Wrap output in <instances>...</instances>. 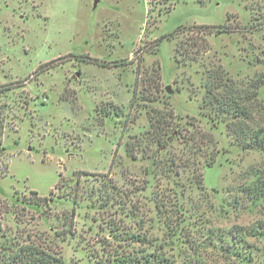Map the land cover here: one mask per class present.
Returning <instances> with one entry per match:
<instances>
[{"label": "rangeland", "instance_id": "374dc122", "mask_svg": "<svg viewBox=\"0 0 264 264\" xmlns=\"http://www.w3.org/2000/svg\"><path fill=\"white\" fill-rule=\"evenodd\" d=\"M24 242L264 264V0H0V264Z\"/></svg>", "mask_w": 264, "mask_h": 264}, {"label": "trees", "instance_id": "16d2710c", "mask_svg": "<svg viewBox=\"0 0 264 264\" xmlns=\"http://www.w3.org/2000/svg\"><path fill=\"white\" fill-rule=\"evenodd\" d=\"M197 28V32H200L202 34H205V33H208V32H211L212 29H211V26H208V25H198L196 26ZM227 27L223 24V25H218V27L215 28V31H222V30H226ZM175 30H173L170 34L171 37H175ZM163 36H160L159 39H156V42L160 41V39L162 38ZM198 40L200 41V47H197L196 48V51H199V50H204L206 48V41L204 40V37L201 36V37H198ZM180 42L178 41L175 45V49H176V52L179 51L182 47L181 44H179ZM196 39H193L191 41L188 42V45L190 47H195L196 46ZM183 44V42H182ZM156 46V44H154ZM183 51L185 52V54H187L188 50H185L184 48L181 49V52L183 53ZM138 62V60H137ZM138 70V68L136 69ZM152 74L153 77H151V79H153V81H157V79L159 78V74H158V68L155 66H152ZM213 79H216V82L218 84H221V85H224L227 87V89H225V91H228V92H232L233 89L231 86H228L226 84V82H221V77L219 75H215L213 77ZM227 80V79H226ZM218 84H214V85H210L207 87V91L210 93L211 96H213V99L214 100H218L221 102V104L223 105H226V106H223V109H225L227 106H228V103L227 101L229 99H231V97L227 94L224 96V98H221L220 99V95L217 94L213 89H214V86H217ZM252 84H254L253 87H257V83H254L252 82ZM134 96V90L132 91V97ZM238 99H240L239 97L237 98L236 97V100L238 101ZM236 100H232V101H235L237 102ZM209 101L211 102L212 99H209ZM227 103V104H226ZM236 108H238L240 110V106L238 103H236ZM225 107V108H224ZM158 129L161 130L162 129V126L160 125H157ZM131 151V150H129ZM130 153V152H129ZM8 248H10L11 250V260L13 262V264H61L62 263V260H61V257L56 253L54 252L53 250H49V248H46L44 246H42L41 244H36L34 242H24V243H19V244H16L15 247H12V246H9Z\"/></svg>", "mask_w": 264, "mask_h": 264}, {"label": "water", "instance_id": "95a60500", "mask_svg": "<svg viewBox=\"0 0 264 264\" xmlns=\"http://www.w3.org/2000/svg\"><path fill=\"white\" fill-rule=\"evenodd\" d=\"M165 89H166L167 91H169V87H168V86H166Z\"/></svg>", "mask_w": 264, "mask_h": 264}]
</instances>
